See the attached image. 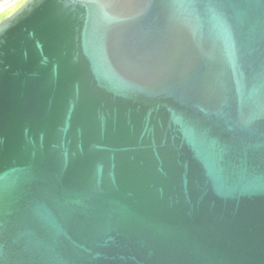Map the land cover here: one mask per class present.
<instances>
[{"label": "water", "instance_id": "water-1", "mask_svg": "<svg viewBox=\"0 0 264 264\" xmlns=\"http://www.w3.org/2000/svg\"><path fill=\"white\" fill-rule=\"evenodd\" d=\"M0 264H264V0L2 7Z\"/></svg>", "mask_w": 264, "mask_h": 264}, {"label": "rangeland", "instance_id": "rangeland-1", "mask_svg": "<svg viewBox=\"0 0 264 264\" xmlns=\"http://www.w3.org/2000/svg\"><path fill=\"white\" fill-rule=\"evenodd\" d=\"M11 0H0V9L4 7L7 3H9Z\"/></svg>", "mask_w": 264, "mask_h": 264}]
</instances>
